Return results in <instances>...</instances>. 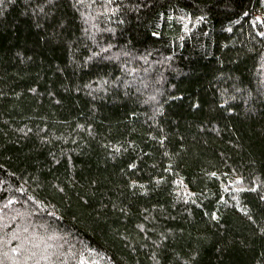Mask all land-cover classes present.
<instances>
[{"label": "trees", "instance_id": "obj_1", "mask_svg": "<svg viewBox=\"0 0 264 264\" xmlns=\"http://www.w3.org/2000/svg\"><path fill=\"white\" fill-rule=\"evenodd\" d=\"M0 264H264V0H0Z\"/></svg>", "mask_w": 264, "mask_h": 264}]
</instances>
